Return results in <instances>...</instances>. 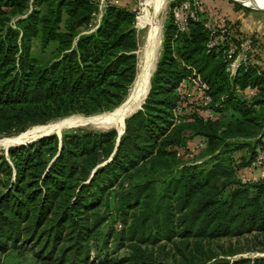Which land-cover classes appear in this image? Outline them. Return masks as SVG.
Here are the masks:
<instances>
[{"label": "trees", "instance_id": "16d2710c", "mask_svg": "<svg viewBox=\"0 0 264 264\" xmlns=\"http://www.w3.org/2000/svg\"><path fill=\"white\" fill-rule=\"evenodd\" d=\"M97 10V0H0V135L112 111L126 97L138 71L137 10L107 0L96 21ZM168 14L148 93L118 140L114 127L77 126L0 148V264L26 251L38 264H264L214 244L264 231V180L239 178L260 142L241 161L229 152L233 138L264 131V93L238 90L263 89L264 75L239 69L231 80L223 47L207 52L203 19L177 33ZM191 68L217 114L204 120L185 101L174 122L176 87ZM194 137L207 158H196L201 148L187 155ZM111 214L128 252L98 260L92 241Z\"/></svg>", "mask_w": 264, "mask_h": 264}, {"label": "built area", "instance_id": "2783aa9c", "mask_svg": "<svg viewBox=\"0 0 264 264\" xmlns=\"http://www.w3.org/2000/svg\"><path fill=\"white\" fill-rule=\"evenodd\" d=\"M107 0H97L98 10L96 11V21L99 20L102 9ZM115 1L116 0H112ZM203 0H173L169 11L172 13L173 23L176 32H183L187 26L189 18L195 20L203 19L204 26L208 31L206 43L207 52L217 51L222 48L225 62V70L231 80L236 76L239 69L244 71L254 69L258 75H264V58L260 55L259 49L249 35L241 34L238 39H231V23L225 15L204 16ZM238 88V86H237ZM180 99L173 108L174 122L180 120L183 114V104L185 101L194 106L203 116V119L214 118L217 111L214 107L212 95L209 92L208 83L201 77L195 68L183 76L176 87ZM248 99H254L260 92L264 93L257 83L248 82L241 89H238ZM260 136V143L252 157L239 171V178L242 182L264 180V134ZM205 145L203 137L197 138L189 149L188 156H193L196 150ZM182 150L178 149L177 154ZM120 225V224H118Z\"/></svg>", "mask_w": 264, "mask_h": 264}, {"label": "rangeland", "instance_id": "374dc122", "mask_svg": "<svg viewBox=\"0 0 264 264\" xmlns=\"http://www.w3.org/2000/svg\"><path fill=\"white\" fill-rule=\"evenodd\" d=\"M229 6L230 9L229 11H224V14L231 20V24L235 23L236 29L241 33V34H246L249 35L251 32L244 30L245 28L242 27L241 25V18L247 19L246 24L252 25V21L255 20V18H263L264 17V11L257 10L251 7H245L242 5V3L236 1V0H225ZM119 2L122 5H128L131 8L137 10V24H139L138 16L141 10V4L142 0H119ZM173 0H167L166 5L161 12L160 18H161V42H160V47H159V56L162 51V44L164 40L163 36V30H164V25H166L169 17V9L172 6ZM233 11H232V10ZM238 15V17H231L232 14ZM204 16L205 13H204ZM149 26L146 24H139V26L136 27L137 30V38L139 42V47L137 50V59H138V64L140 61V56L143 51V47L146 42L147 34H148V28ZM238 32V36L241 34ZM142 50V51H141ZM159 58V57H158ZM111 111V110H110ZM109 112V111H106ZM74 116V115H72ZM85 116V115H83ZM222 117V116H221ZM59 120V119H58ZM44 124V123H40ZM34 125L39 126L38 124H33L27 126L25 129L18 131V132H13L9 134H1L0 135V140L3 138H11L14 136L21 135L25 133L26 131H29L34 127ZM72 127H77V126H70L68 128ZM84 127H97V128H106L103 127L102 125H87ZM110 127V126H109ZM67 129V128H65ZM63 129V130H65ZM264 129V128H263ZM61 130V131H63ZM260 133V131H259ZM256 134L254 136L250 137H238V138H233L231 143H235L233 145V149L230 150V156L234 159V161H241L242 157L247 158L250 154L253 153L255 147L257 144L260 142V136ZM261 135L264 134V131L261 130ZM198 137V136H197ZM196 137V139H197ZM206 147L201 148L198 150L196 154V158L199 160L205 159L208 157V153L206 152ZM0 148H4L3 146H0ZM230 148V147H229ZM5 149V148H4ZM243 158V159H244ZM112 208L114 209V205L112 204ZM116 217V216H115ZM112 214L111 216L108 217V221L104 224L102 228V239L99 240H93L92 241V251L91 254H95L97 259L100 260L102 256L105 254V252L108 253V256H120V255H125L128 252V247L127 244L124 242L119 243L116 232L114 229H110L111 227V222H112ZM115 223V222H113ZM115 226V225H114ZM118 228V227H117ZM222 243L224 248L231 247L233 248H241L240 251L236 252L233 255H227L229 258H237L239 256H250V257H260L264 256V231H253L252 233H246L241 236H235V237H227V238H221L217 241H214V244ZM2 264H38L32 254L28 251H26L23 254H15L14 252H11L9 254H6L3 258Z\"/></svg>", "mask_w": 264, "mask_h": 264}, {"label": "bare ground", "instance_id": "6f19581e", "mask_svg": "<svg viewBox=\"0 0 264 264\" xmlns=\"http://www.w3.org/2000/svg\"><path fill=\"white\" fill-rule=\"evenodd\" d=\"M167 0H142L141 10L138 16L139 24H146L149 27L145 45L140 56L138 71L134 81L133 93L137 99L134 109H138L142 104L150 87L151 74L156 66L159 57V47L161 42V12L163 11ZM247 7L254 9H264V0H236ZM137 24L136 26H139ZM128 112L109 111L91 116H83V114H74L65 118H59L50 121L44 125L34 126L25 133L11 138H3L0 140V146H6L25 138L36 135L43 131L59 132L70 126H87L102 125L108 128L114 127L121 130L127 117Z\"/></svg>", "mask_w": 264, "mask_h": 264}, {"label": "crops", "instance_id": "0c3cea01", "mask_svg": "<svg viewBox=\"0 0 264 264\" xmlns=\"http://www.w3.org/2000/svg\"><path fill=\"white\" fill-rule=\"evenodd\" d=\"M230 6L225 0H203V12L206 16H216V15H225L224 11H229ZM232 10V9H231ZM233 11V10H232ZM231 17H238L231 13ZM226 16V15H225ZM247 19L241 18V25L244 27V30L250 31L249 36H252L253 39H256L260 43L261 55L264 57V17L255 18L252 21V25L246 24ZM196 140V137L192 138L189 143H193Z\"/></svg>", "mask_w": 264, "mask_h": 264}, {"label": "water", "instance_id": "95a60500", "mask_svg": "<svg viewBox=\"0 0 264 264\" xmlns=\"http://www.w3.org/2000/svg\"><path fill=\"white\" fill-rule=\"evenodd\" d=\"M243 6H245V5H243ZM245 7H247V6H245ZM257 10L264 11V9H257ZM135 27H136V24H135ZM135 77H136V74H135ZM135 77H134L133 81L131 82V85H130V87L128 89V92H127L126 97L117 106H115L112 109V111H124V112H128L127 113V116H129L130 114H132L133 112H135L137 110V109H134V107L136 106V103H137V99H136V97L134 96V93H133ZM124 127H125V121H124V124H123V127H122L121 130H117L116 129L117 132H118L117 140L119 139V136L123 132ZM53 132H55L59 137H61L62 131H59V132H56V131H43V132H39L36 135L31 136L29 138H25L23 140H20V141L14 142V143H10V144L4 146V148H5V150H7L10 145L19 144V143L32 142V141H34V140H36V139H38V138H40V137H42L44 135H47V134L53 133Z\"/></svg>", "mask_w": 264, "mask_h": 264}]
</instances>
